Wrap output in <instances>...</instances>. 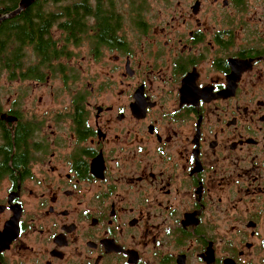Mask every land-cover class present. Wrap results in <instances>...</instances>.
<instances>
[{
  "label": "flooded vegetation",
  "instance_id": "obj_1",
  "mask_svg": "<svg viewBox=\"0 0 264 264\" xmlns=\"http://www.w3.org/2000/svg\"><path fill=\"white\" fill-rule=\"evenodd\" d=\"M165 4L2 78L0 264H264V0Z\"/></svg>",
  "mask_w": 264,
  "mask_h": 264
},
{
  "label": "trees",
  "instance_id": "obj_2",
  "mask_svg": "<svg viewBox=\"0 0 264 264\" xmlns=\"http://www.w3.org/2000/svg\"><path fill=\"white\" fill-rule=\"evenodd\" d=\"M21 0H0V18L18 9ZM134 1V0H129ZM165 1V0H164ZM120 0H35L19 14L0 22V79L6 75L10 81L36 78L43 81L42 72L32 75L30 56L24 54L32 44L38 62L36 69H62L64 58L72 56L71 47L76 42L100 40L105 33L103 27H123L126 23L120 13ZM143 0H135L132 27H150L146 22ZM133 8V6H132ZM100 33L88 36L89 33ZM26 56V60L23 57ZM38 65V66H37ZM24 67L26 68L24 72ZM58 68V69H57Z\"/></svg>",
  "mask_w": 264,
  "mask_h": 264
},
{
  "label": "rangeland",
  "instance_id": "obj_3",
  "mask_svg": "<svg viewBox=\"0 0 264 264\" xmlns=\"http://www.w3.org/2000/svg\"><path fill=\"white\" fill-rule=\"evenodd\" d=\"M135 0L134 1H129V0H120L119 2V7H120V13L121 15L125 17V21L126 23L123 24V27H132V22L133 20L131 18H129V16L134 15V13H132V11L135 8ZM171 3V1H170ZM172 4H174V2H172ZM171 4V5H172ZM147 5V6H146ZM171 5H166L164 0H143L142 2V6H146L145 7V13L146 14V22L150 25V27H165V8H170ZM133 6V8H132ZM167 11V9H166ZM134 23V22H133ZM71 53L74 54L75 57L74 59H72L71 61H69L68 63L65 62L64 66H69L70 68H73L74 70L79 69V66H81L82 70L86 67V63L83 62V60H81V56L87 55L86 54V49L85 48H78V49H73L72 47L70 48ZM75 52V53H74ZM63 62V63H64ZM81 70V71H82ZM24 83H19V82H13V83H6L5 80H1L0 79V89H5L8 90L10 89L9 93H11V95L13 94L14 90H17L19 88L24 87ZM27 87H29L27 85ZM39 89H41V92H44L46 94L44 99H48L49 98V94L50 93H54L56 95V97L59 96V91H57L56 89H59L58 86V82L55 83H43V87H38ZM40 92V93H41ZM0 94H2V92H0ZM38 94V92H37ZM42 97H44L43 95H41ZM7 96H5V98H3L1 100V103H5ZM60 98V96H59ZM1 193V190H0Z\"/></svg>",
  "mask_w": 264,
  "mask_h": 264
},
{
  "label": "water",
  "instance_id": "obj_4",
  "mask_svg": "<svg viewBox=\"0 0 264 264\" xmlns=\"http://www.w3.org/2000/svg\"><path fill=\"white\" fill-rule=\"evenodd\" d=\"M34 0H22L21 4L19 3V7L18 9H16L15 11H13L10 15H7V16H3L0 18V22L4 19H7V18H11L13 16H15L16 14H18L21 10L27 8L29 6V4L31 2H33Z\"/></svg>",
  "mask_w": 264,
  "mask_h": 264
},
{
  "label": "bare ground",
  "instance_id": "obj_5",
  "mask_svg": "<svg viewBox=\"0 0 264 264\" xmlns=\"http://www.w3.org/2000/svg\"><path fill=\"white\" fill-rule=\"evenodd\" d=\"M34 1H35V0H34ZM34 1H33V2H34ZM21 2H22V0H21L19 3L21 4ZM33 2H31V3L29 4V6H30ZM29 6H28V7H29ZM18 7H19V5H18ZM28 7H27V8H28ZM25 9H26V8H25ZM23 10H24V9H23ZM21 11H22V10H21ZM21 11H20V12H21ZM20 12H19V13H20ZM19 13H18V14H19ZM16 15H17V14H16Z\"/></svg>",
  "mask_w": 264,
  "mask_h": 264
}]
</instances>
